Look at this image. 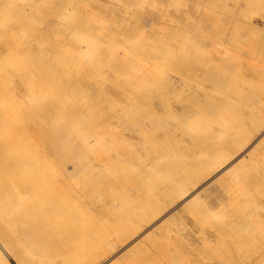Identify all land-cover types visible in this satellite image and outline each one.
I'll return each mask as SVG.
<instances>
[{"label": "rangeland", "instance_id": "1", "mask_svg": "<svg viewBox=\"0 0 264 264\" xmlns=\"http://www.w3.org/2000/svg\"><path fill=\"white\" fill-rule=\"evenodd\" d=\"M123 1L125 0H115V3L120 4ZM195 1L197 0H191L189 6L187 5L188 3L186 4L187 6L182 4V6L184 5L187 7L184 9V6L183 8L181 6L180 8L175 7L176 5H173L171 1H166L167 3H164L162 0H159L151 7L149 6L146 15L151 18L156 17L155 20H157V16L162 10H169L167 15L174 21L173 25L177 26L178 21L176 19L179 16L186 18L187 16L184 17L185 15L183 14L187 15V12L189 13L188 16L192 15L195 21L199 20V17H205V8L207 7L211 14L215 13L212 15L213 17L208 15V17H212L213 20L215 18L214 23L217 24L215 26L213 22V24L211 22L210 24L203 23V26L199 21L195 23L189 20L191 18H187L189 20L188 24L190 29L193 30L194 33L198 34L201 30H205L204 28H206L205 31H208V33L211 30L212 33L210 32L209 34L211 35V42L213 40L212 43H217V40L218 43L222 41L232 49L231 55H233V52L234 54L236 52V56H238V59L236 57L226 58L222 62L223 68L216 72L217 75L211 77L210 80H212V84L215 85L213 88H218L217 90H209L212 94L203 95L200 86L197 89L193 88L195 91L193 95H190L187 88L183 89L182 92H180L181 90L179 88H168V90L166 89L167 92L165 90L164 93L162 90H159L162 89L160 88L162 87V82H160L158 85L159 88H156L158 91L154 90L152 93L153 98L148 97L140 102L135 100V105H132V101L127 100L123 92L130 88L143 87L144 80L139 76H135L137 72H133L131 69L132 67L118 71L114 70L127 52V50L125 52L123 46L119 45H116V48L119 49V56L104 59L102 62L103 67L99 68L100 70L93 67L91 68L90 61L86 58L85 54L78 52L74 54L76 57V67L66 70L60 66V63L67 62L66 60L70 61L69 52H67V50H55L45 55L46 58L43 57L44 68L42 74L33 75L30 78L29 75L23 77L22 79L28 80V84H22L17 87L21 97V102H19V104L23 107L25 117L29 118L30 116L34 117V115H39L38 127L47 130V133H44V135H34L27 129L28 123L24 122L22 118L17 117V124L24 127V129H19V138L25 145L28 147L30 145L32 147V151L38 158L44 155V168L48 171L52 170L61 174V181H56L55 185H59V189L61 190L60 193L63 195L64 199H67V206L76 210L75 214L77 218L87 220L95 229H101L104 223L113 219L115 215L124 213L126 208L133 209V212L127 214L128 217L132 215L134 218H145V222L139 225L138 231L125 240L118 239L116 234L112 231L105 248L97 250L96 255L85 264H177L178 261L176 259H179V264H226L227 261L225 263L221 257L224 258L228 254L224 253L225 255L223 256V253H221L222 240H220V235L222 233L223 236H221L227 241H233L234 233L231 232V227H222L221 223L223 220L228 219L229 216L232 215L235 217L237 214L244 220L245 228L253 226L252 232H254V234L245 237V240L242 242L246 245L249 243V239L254 237L255 248L258 247L259 251L264 250V130L254 138L245 149L246 151L244 150L245 152L242 151L234 160L228 161L222 165L223 168L219 166L220 169L211 170L207 172L208 174L205 173L198 177V180H195L196 182L188 196L189 199L188 197L185 199L183 198L184 200L180 198L179 200L177 199L175 203L174 201L162 199L165 206H162L155 215L148 216L143 212V201L144 199L146 200L145 197L147 196L144 192H146L147 189L148 193L155 185L154 176H168L167 178L172 181L173 177H180V174H182L180 172H183L187 166H192V163L203 164L208 160H210V162L213 161L214 158L219 155L220 148L217 146L216 150L209 146L208 143L210 140L216 137L217 144L220 145L219 141L221 140V145H223V140L226 139L225 137L228 136L231 131L240 128L242 116L247 119L251 111L264 108V94L260 93L258 88H253V86L250 85L251 83H245L244 85L241 83L243 77L249 81L253 80L252 84L261 85V81L264 80V74L258 75V71L264 72V13L261 11L264 0L260 4L261 6H253V8L252 5L247 4V0L246 5L245 0H203L204 2L201 1V9L199 8L200 11H197L198 8L195 10L196 6L192 5ZM236 1L238 2L236 3ZM62 2L65 5L72 4L73 9H77L78 7L77 0H63ZM186 2H188V0H186ZM204 5H206L205 8ZM248 5H250L251 8ZM190 6L194 8L192 7L191 10ZM238 6H240V10L242 8V11L237 10ZM50 8L51 6L49 9ZM256 8L259 10V14L254 10ZM136 9L139 11L140 7ZM222 9L224 11H222ZM209 12L207 10V14ZM221 12H224L222 16ZM238 12H240V14H238ZM92 13L93 16L97 17L96 22L98 24H104L109 27L118 25L115 20L101 21L99 18L104 15L97 11H92ZM8 14L9 16L5 12H1L0 21L16 24L15 16L10 13ZM225 14L229 16L227 17ZM216 15H219V17ZM232 16L234 18L236 16L235 19L239 21L244 19L242 21L243 23L235 20ZM244 16L245 18H243ZM247 16L249 18L246 21ZM81 21H86V19H81ZM190 22H192V24ZM245 22H248V25H246ZM250 23L252 25H249ZM129 24V38L131 40L140 38L141 35L139 36L138 34L141 32H137L138 29L134 27L135 24L133 22ZM199 24H202V26ZM166 26L171 28L169 27L170 24ZM166 26H153L155 27L153 30L152 27H149V37L151 34H154L152 36L155 37L159 32H163L162 30ZM247 26H253V29L249 30ZM169 30L170 29H168V31ZM214 33L215 35L217 34V38ZM50 35L51 37H47L46 34L41 35V32H37L36 34L29 29L25 36L22 37V40L26 41L29 39L30 53L36 56L38 55L36 49L32 51L31 48L38 44L53 42L55 38H53L52 33H50ZM178 39V37L176 39L173 38L171 44L169 43L170 41L166 42L165 40L164 42H166V44L169 43L171 47H176L177 44L175 41H177V43L181 42V40L179 39L178 41ZM150 40L151 45L156 42L155 38ZM3 43H5V39L0 37V46H2ZM105 46L112 47L113 44L106 43ZM152 46L156 45L153 44ZM130 48H132V46H130L129 49ZM19 53H21V51H19ZM144 57L148 60L147 56ZM183 58L185 59V55ZM16 60L23 63L26 59L20 56V58ZM0 61H3L0 65L7 64L3 59ZM173 64L172 62L170 66L166 67L160 64L162 70L158 71L159 73L163 70L166 72L167 75L160 73L162 74V78L166 81L171 78L170 82H173L176 77V75H174L175 65L171 68ZM24 73L26 74L25 71L20 72L21 77L25 75ZM242 73L244 76H241ZM167 76H169L168 79H166ZM35 82L41 85V87H36L34 85ZM191 82L193 86L197 85V80ZM77 83H81L82 88L76 87L75 85ZM238 83L243 86V93L241 92L242 95L240 93L237 98H233V95H230V93L227 98L222 96V93L219 94V92H222L224 86L231 84L236 86ZM262 83L264 84V82ZM32 84L36 87L37 98H41V104L36 107L28 103L24 94L21 93V90L25 87L30 88ZM207 87L210 86L207 85ZM261 88H264V86L262 85ZM198 96H200V100ZM219 98L225 99L220 100ZM162 104L167 106L170 105L179 114L171 118H167L163 114L161 115L160 106ZM81 105L84 106L82 110L78 108ZM143 105H149L150 110H148V112L144 111L142 108ZM151 105H153V107H151ZM154 111L158 113L156 116L152 115ZM115 112L119 114V118L118 121H112L114 125L111 126L109 125V122H111L109 120H111V114ZM228 114L235 115V122L234 128L225 132L224 129L226 125H223L222 118ZM196 119H198L197 122H201L202 124L197 130L199 133L194 135L195 132H192V130L197 128ZM87 120H92L96 124L97 122L100 124V128L98 125L97 126L103 131L102 134L106 138L105 144L107 145L106 147L109 148V152L104 150L94 156L80 154L78 156L76 154L74 155L75 158H71L70 152L64 150V148L75 147L80 149L81 144L78 145L79 142L77 143L79 140L76 138V133H69V131H66L64 122L74 125ZM141 122H147L148 127L151 129L153 128V135H151L152 133L149 135L151 139L149 138L146 140L143 136H138L135 133L130 134L133 128L140 125ZM59 124H61V127L58 130L55 126ZM220 125H222L223 128H221ZM261 125H264V120ZM124 129H127V131ZM155 134L157 135L155 136ZM250 136H252V134L247 133L242 139L245 141V138H250ZM97 141L98 140L93 137L91 144L94 145ZM151 141L154 143H151ZM20 147L21 145H19V150L14 154V156L19 159L21 156ZM12 155V149L8 153L1 149L0 160L7 161ZM157 155L161 156V159H165V161L160 163ZM179 156L180 158H178ZM186 157H190L187 163L184 162ZM81 159L84 160L82 163L87 164V168L92 169V184L99 185L101 189L105 187V194L98 190L95 191L93 202L86 199V191L83 184L76 181V172L80 167H77L74 163L77 160L81 161ZM240 161H246V164L250 165L248 169L252 170L256 168L254 169L255 175L253 179H250V177L244 178L243 181L235 184L232 188L229 187V189L225 186L229 184L234 176L237 174L244 175L245 173L243 170H239L235 173L232 171L234 169L233 167L239 164ZM155 162H157V164L159 163L161 167ZM156 165L159 167L160 172H155ZM16 172L17 174H15V177L17 179L25 177L24 169L21 166L19 169L17 168ZM11 176L12 174L7 169H0V184L14 186V196H11L10 193L4 194V198L0 199V206L9 211L13 209L20 210L24 195L19 192L14 182L16 179ZM54 178L55 177L51 175L50 178L44 180L45 182L42 183V186H49L48 183L50 182L53 184ZM169 182L167 183V180H163L160 183L158 182V184L165 186L169 184ZM233 184L234 183L230 185ZM67 191L70 195H67ZM199 193L201 195V201L206 204V207L208 206L207 208L205 207L204 212L201 213L199 211L201 210L200 207L202 204H188L191 197ZM185 204L190 206H186ZM233 205L239 209V212H235ZM243 207H245V209H243ZM194 211L197 213H194ZM3 214L5 213L1 212L0 216ZM23 217V220H28V217L25 215ZM257 222L261 225H258ZM219 224L218 230L217 225ZM211 225L215 226L214 229L217 230V232H212L210 228ZM4 247L6 248V246ZM4 247L0 245V249L7 254L12 264L18 263L6 252V249H3ZM218 250L220 253L219 257H217L218 255L216 254ZM150 251L154 254L146 257L145 253H149ZM211 251L214 252V257L211 256L213 254ZM242 252L243 253L239 252L240 255L238 252H234L228 256L230 260L231 256L236 258L232 260V264H253L255 262V258L253 257L254 254L250 256L249 253L244 256V253H248V251L244 250ZM209 253L210 257H212L211 259L208 256ZM215 254L217 256H215ZM176 256L177 258H175ZM176 261L177 263H175Z\"/></svg>", "mask_w": 264, "mask_h": 264}, {"label": "bare ground", "instance_id": "2", "mask_svg": "<svg viewBox=\"0 0 264 264\" xmlns=\"http://www.w3.org/2000/svg\"><path fill=\"white\" fill-rule=\"evenodd\" d=\"M62 1L63 0H0V13L5 12L8 16V13H10L14 15L16 19V24L4 23L0 21V37L5 39V43L0 46V60L3 59L7 63L6 65H0V151L1 149L6 151V153L10 152L11 149L13 151V155L9 157L7 161L0 160V169H7L12 174L11 177L17 180H14L17 189L21 194L24 195L23 204L20 210L13 209L12 211H9L6 208H2L0 206V213H5L0 216V245L2 247L6 246V248L4 247L3 249H6L7 251H5L10 254V256H12V258L16 262H18L16 264H85L86 262L91 260L93 256L96 255L97 250L105 248L112 231L116 234L118 239L125 240L129 236L135 234L140 227L139 225L145 222V218L142 217L134 218L132 215H130L131 217H128L127 214L133 212V209L130 208H126L124 210V213L120 215L117 214L113 219L108 220L106 223H104L101 229H95L94 226L87 220L77 218L75 214L76 210L67 206V199H64L63 195L60 193L61 190L59 189V185H55L56 181H61V174L52 170L48 171L46 168H44V155L38 158L32 151V147L30 145L28 147L24 142L20 140L19 129H24V127L17 124V117L22 118L24 122L28 123L27 129L34 135L39 136L47 133V130L45 128L41 129L38 127L39 115H34V117L30 116L29 118L25 117L23 107L19 104V102H21V97L17 90V87L19 85L28 84V80L22 79L23 77L29 75L30 78L33 75L36 76L37 74H42L44 68L43 57L46 58L45 55L52 53L55 50H67V52H69L70 61L66 60L67 62H62L60 63V66L68 70L74 69L77 65L75 64L76 57L74 56V54L76 52L84 53L86 58L90 61V67L100 70L99 68L103 67L102 62L104 59H107L108 57L113 58L119 56V49L116 48V45L123 46L125 48V52L127 50L126 55L121 58V62L115 67L114 70L118 71L132 67L131 69L133 70V72H137V75L135 76H139L144 80L143 87L141 86V88H130L127 91L123 92L127 100L132 101V105H135V100L137 102H140L141 100L148 97L153 98L152 93L154 90L158 91V89L156 88H159L158 85L160 84V82H162V87H160L162 89L159 90H162L164 93L166 89L168 90V88H179L181 90L180 92H182L183 89L187 88L190 95H193V92H195L193 88L197 89L200 86L201 90L203 91V95L205 94L206 96V94H212L211 92H209V90H217L218 88H213V86L215 85L212 84L213 82L210 79L212 76L217 75V71L223 68L222 62L228 57H236L238 59V56H236V52L235 54L233 52V55H231L232 49H230V46L228 47L226 43L222 41L218 43V40V44L212 43L213 40L211 42V35L209 34L211 30L208 33V31H205L206 28H204L205 30H201V32L196 34L193 30L190 29V26L188 24L189 20L195 23L199 21V23L202 24H210V22L214 23L215 18L213 20L212 15L215 13L211 14L208 7L205 8L206 5H204L206 11L203 10L206 12L205 17L200 18L198 16L199 20L195 21L194 17L191 15L193 17L192 20V17L188 16L189 13L187 12V15L183 14L185 15L184 17L187 16L186 18H183L181 16H179L177 19L175 18L178 21V25L176 26L173 25L174 21L167 15L169 10H162V12L157 16V20H155L156 17L151 18L146 15V11L149 6L151 7L159 0H125L120 4L115 3V0H77V9H73L72 4L65 5ZM162 1L164 3L171 1L173 5H176L175 7L180 8L181 6L183 8L184 5L182 6V4L186 5L188 3L187 5L189 6V2L191 0H188V2H186V0H184L185 2L183 0ZM201 1L203 0H197L195 1V3H192L193 6H196L195 10L196 8H198L197 11H200L202 5ZM247 1V4L252 5L253 8V6H261L260 4L263 0ZM237 2L238 1H236V3ZM50 6L51 8L49 9ZM186 6H184V9L187 8ZM137 7H140L139 11H137ZM239 8L240 6H238L237 10L242 11V8L241 10ZM207 10L209 12L208 14ZM254 10H256L258 14L260 13L257 8ZM92 11H97L100 14L104 15L99 18L101 21L115 20L118 25L115 27H109L104 24H98L96 22L97 17L92 15ZM222 11L224 10L222 9ZM261 11L264 13V4H262ZM223 13L224 12H221V16L223 15ZM201 14L199 15L203 16ZM238 14H240V12H238ZM208 15L212 17H208ZM226 16L228 17L229 15L227 14ZM188 17L191 19L188 20ZM217 17H219V15ZM80 18L86 19V21H81ZM243 18H245V16ZM248 18L249 17L247 16L246 21L248 20ZM131 22L135 24L134 27L138 29L137 32H141L138 34L139 36L141 35L140 38L135 40H131L129 38L130 32L128 31V29L130 28L129 23ZM192 22L190 23L192 24ZM248 22H245L246 25H248ZM168 23L170 24V26ZM202 24L199 25L202 26ZM157 25L162 27L168 25L172 29L166 26L168 29H170L169 31L165 27L162 30L163 32H159L158 34L156 33L157 35L155 37L152 36L154 34H151L149 37V27H152L153 30V28L155 29V27L153 26ZM215 25L217 24L214 23V26ZM249 25L252 24L250 23ZM247 28L250 30L253 29V26H247ZM29 29H31L36 34L37 32H41V35L46 34L47 37H51L50 33H52L53 38H55L53 42L38 44L34 46L35 48H31L32 51L36 49L38 54L36 55L37 57L31 55L30 53L31 51L29 50V39L26 41L22 40V37L25 36ZM166 29L167 31L165 32ZM171 37L172 39H176L178 37L181 42L177 43V41H175L177 46L171 47ZM152 38H155L156 40V42L152 43V45L155 44L156 46L151 45L150 39ZM165 40L166 42L170 41V44H166V42H164ZM106 43H112L113 46L107 47L105 46ZM130 46H132V48L129 49ZM19 51H21V53H19ZM184 55L185 59L183 58ZM20 56L25 57L26 59L23 63L16 60L19 59ZM144 56H147L148 60ZM2 62L3 61H0V63ZM172 62L174 64L171 65V68L174 65L176 67H174L175 74H172L176 75V77L173 82H170L171 78L168 79L169 76H167L166 79L168 80L166 81L162 78V74H160L164 73V75H167L166 72H164L163 70L159 73L158 70H162L160 68L161 65H164L165 67L170 66V63ZM21 71L26 72V74L24 73L25 75L22 77L20 75ZM262 74H264V72L258 71V75ZM241 76H244L243 73L241 74ZM194 80H197L196 86L192 85L191 81ZM252 81L253 80H247L245 77L241 79L242 85H244L245 83H251L250 85H252L253 88H258L259 92L264 94V88H261L262 85L264 86V84L262 83L264 82V80L261 81V85L254 83L252 84ZM234 84L224 86L222 92H219V94L222 93V96H225L227 98L229 97L228 95L230 93V95H233V98H237L238 95L242 92L243 86L240 85V83H238L236 86H234ZM34 85L36 87H41V85H38L37 82H35ZM34 85L32 84L30 88L25 87L23 90H21V93L24 94V97L26 98L28 103L36 107L41 104V98H37V90L35 89L36 87ZM207 85H209L210 87H207ZM75 86L78 88H82L81 83H77ZM198 99L200 100V96H198ZM224 99L225 98H222L220 100ZM149 107V105L142 106L143 110L147 112L148 110H150ZM151 107H153V105H151ZM78 108L82 110L84 106L81 105ZM114 109L116 110L115 107ZM263 110L264 108L251 111L247 119L242 116L243 118L240 121V128L236 129L235 131H231L230 134L225 137L226 139L223 140V145H221V140L219 141L220 145L217 144L216 137L210 140V142L208 143L209 146L215 148L216 150L217 146H219L220 148V151L218 153L219 155H217L213 161L210 162V160H208L203 164L192 163V166H187L183 172H180L182 173L180 174V177H173L172 181L167 178L168 176H154L155 185L150 189V191L148 192L149 194L147 193V189L146 192H144L147 194V196L145 197L146 200L144 199L143 201V212L148 216L155 215L162 208V206H165V204L162 202V199H165L167 201H174L175 203L177 199L179 200L180 198H187L190 195L194 183L198 180V177L207 172H210L211 170H218L217 168H219V166L221 167L228 161L234 160L239 154H241L242 151H244L248 147V145L254 140V138L257 135L261 134V132L264 130V125H261L262 121L264 120ZM160 113L167 118L176 117L179 114L173 107L164 104L160 106ZM157 114L158 113L156 111L152 113L153 116H156ZM111 115V120H109L111 122H109V125L113 126L114 123H112V121H118L119 114L115 112ZM197 120L198 119L195 120L197 128L195 130H192V132H195L194 135H197L199 133L197 130L202 124L201 122H197ZM222 120L223 125H226V128L224 129L225 132H228L232 130V128H234V114H228L227 116L222 118ZM97 125L99 126L100 124L98 122L96 124L92 120H87L74 125H70L69 123L67 124L66 122H64L66 131H69V133H76V138H78L79 140L77 141V143L79 142L78 145L81 144V148L79 147L80 149L75 147L66 149L64 148V150L70 152L71 158H75L74 155L76 154L78 156L79 154L94 156L104 150L109 152V148L106 147L107 145L105 144L106 138L102 134L103 131H101V129H99L100 126L98 128ZM220 126L221 128H223L222 125ZM60 127L61 124L55 126V128L58 130L60 129ZM152 129L148 127L147 122H141L140 125H137L135 128H133L130 134L135 133L136 135L143 136L144 139L148 140L150 138V133H152L151 135H153ZM125 131H127V129ZM247 133L252 134V136H250V138H245L246 140L244 141L242 137H244ZM156 135L157 134H155V136ZM93 137L98 140L94 143V145L91 144V140ZM151 143L154 142L151 141ZM19 145H21L20 159L14 156V154L19 150ZM157 158H159L160 163L162 161H165V159H161V156H158ZM178 158H180V156ZM189 159L190 157H186V160H184V162L187 163ZM83 161L84 160L81 159V161L77 160L74 163L77 167H80L76 172V181L83 184L86 191V199L93 202L95 191L98 190L105 194V187L101 189L99 188V185L92 184V169L87 168V164L82 163ZM155 163L157 164V162ZM245 164L246 161H240L239 164L233 167L234 169L232 168V171L234 173L239 170H243L245 173L244 175L234 174L236 176H234V178L225 187L232 188L235 184L243 181L244 178L250 177V179H253L255 175L254 169L256 168L252 170L248 169V167L250 166L248 164H246V167L244 168ZM157 165L161 167L159 163ZM157 165L155 167V172H160ZM20 166L24 169L25 177L17 179L15 177V174H17V168L19 169ZM50 174L55 177L53 184L52 182H50L48 183L49 186H42V183L45 182L44 180L51 177ZM163 180H167V183L169 181L170 182L165 186L159 185L158 182L160 183ZM232 183L234 184L230 185ZM7 193H10L11 196H14V186L9 184H0V199H3V195ZM66 193L67 195H70L68 191ZM199 195L200 193L193 195L190 202H188V200L187 202L188 204L190 203L192 205L202 204L200 207L201 210L199 211L201 213L204 212L206 204L201 201V195ZM188 204L185 205L187 206ZM233 207L235 209V212H239V209H237L236 206L233 205ZM243 209H245V207H243ZM194 213L197 212L194 211ZM24 215L28 217V220H23ZM258 225L261 224L258 223ZM219 226L220 224L217 225L218 230ZM221 226H229V228L231 227V232L234 233L233 241H227L222 237V233V236L220 235V240H222L221 253H223V256L225 254H228L226 255L227 257L225 256L226 260L225 257H221L222 260L225 261V263L227 261L226 264H230L233 259H236L232 256L231 260L228 258L231 253H243L242 251L244 250L248 251V253H244V256L245 254L247 255L249 253L250 256L251 254H254L253 257L255 258V262L253 264H264V250L259 251L258 247L255 248L254 237L250 238L249 243L246 245L242 242L245 240V237H249L254 234V232H252L253 226L245 228L244 220L238 214L235 217L231 215L228 217V219L223 220ZM214 227L215 226L212 225L210 227L213 233L217 232ZM150 252L145 253L146 257L154 254ZM212 253L211 256L214 257V252ZM216 254L215 256L219 257V250L218 253L216 251ZM177 256L175 258H177ZM208 256L210 259L212 258L210 257V253ZM176 260L178 261V263L177 261L175 263L179 264V259ZM0 264H12V261L9 259L7 254L1 249Z\"/></svg>", "mask_w": 264, "mask_h": 264}]
</instances>
